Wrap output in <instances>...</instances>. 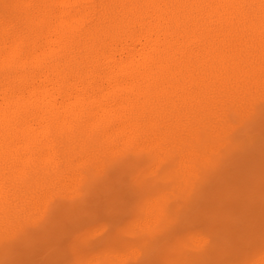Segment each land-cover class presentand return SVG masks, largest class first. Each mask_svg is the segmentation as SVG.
<instances>
[{
  "label": "bare ground",
  "instance_id": "6f19581e",
  "mask_svg": "<svg viewBox=\"0 0 264 264\" xmlns=\"http://www.w3.org/2000/svg\"><path fill=\"white\" fill-rule=\"evenodd\" d=\"M262 128L264 0H0V254L60 199L95 192L135 215L87 264H217L219 248L223 264H264ZM238 158L245 190L217 211L227 243L155 255Z\"/></svg>",
  "mask_w": 264,
  "mask_h": 264
},
{
  "label": "rangeland",
  "instance_id": "374dc122",
  "mask_svg": "<svg viewBox=\"0 0 264 264\" xmlns=\"http://www.w3.org/2000/svg\"><path fill=\"white\" fill-rule=\"evenodd\" d=\"M262 131L264 132V129ZM254 144L249 149L260 148L259 143ZM238 159L226 164L213 176L206 187L205 195L198 199L195 208H190L173 231L157 239L155 255H161L162 259L173 258L178 262L184 255H192L195 240L200 236L216 235L220 238V245L221 241L226 242V239L231 237L233 229L227 226L230 219H223L217 211H226L222 203L223 194L228 192L232 185L236 184L239 191L245 190L241 181L249 176V171L244 163L245 159ZM259 173L260 171L256 172L254 180L250 179V182L255 183ZM262 175L261 172V178ZM119 188L115 187L117 190ZM122 192L125 193L121 194V197L124 194L130 197L127 189ZM255 192L261 195L264 189L259 188ZM94 193H87L80 200L60 199L25 231L10 232L4 239L7 248L0 254V260L4 259L0 264H87L102 250V239L110 233L120 232L135 215L130 202L121 203L120 196L116 197L113 203L112 196L109 198L108 194L103 196ZM209 198H213L215 203H208ZM255 229L264 235L262 228ZM218 251L220 253L214 259L217 264L227 262L232 256L226 248H219ZM152 256L137 264H161Z\"/></svg>",
  "mask_w": 264,
  "mask_h": 264
}]
</instances>
